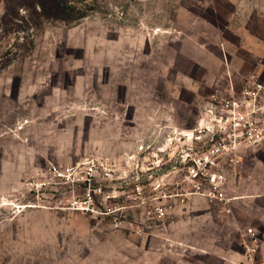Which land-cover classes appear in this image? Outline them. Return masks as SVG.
I'll list each match as a JSON object with an SVG mask.
<instances>
[{"label": "rangeland", "instance_id": "1", "mask_svg": "<svg viewBox=\"0 0 264 264\" xmlns=\"http://www.w3.org/2000/svg\"><path fill=\"white\" fill-rule=\"evenodd\" d=\"M70 4L0 0V264H240L264 235V0Z\"/></svg>", "mask_w": 264, "mask_h": 264}, {"label": "built area", "instance_id": "2", "mask_svg": "<svg viewBox=\"0 0 264 264\" xmlns=\"http://www.w3.org/2000/svg\"><path fill=\"white\" fill-rule=\"evenodd\" d=\"M264 92L263 85H257L256 88L249 92L245 93V99H258L260 97V93ZM244 120V119H243ZM251 119L248 118L246 123H243L238 119V130L241 129V126L250 133L253 129V124H251ZM250 139V137H248ZM217 160L209 155V153H202L198 157L194 158L190 152H187L183 156V164L187 166L188 174L194 179H204L207 175H209V167L215 165ZM216 179L213 180V182ZM224 202V198L220 199ZM78 209L84 208V203L78 205L76 204ZM239 247L242 252L240 264H264V235L261 236L260 233L252 227H248L244 229L241 233V240Z\"/></svg>", "mask_w": 264, "mask_h": 264}, {"label": "trees", "instance_id": "3", "mask_svg": "<svg viewBox=\"0 0 264 264\" xmlns=\"http://www.w3.org/2000/svg\"><path fill=\"white\" fill-rule=\"evenodd\" d=\"M42 15L63 21L77 20L70 4L74 0H35ZM76 18V19H75Z\"/></svg>", "mask_w": 264, "mask_h": 264}]
</instances>
